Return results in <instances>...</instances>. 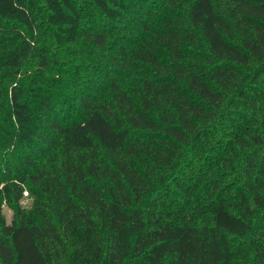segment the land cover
<instances>
[{
  "label": "trees",
  "instance_id": "obj_1",
  "mask_svg": "<svg viewBox=\"0 0 264 264\" xmlns=\"http://www.w3.org/2000/svg\"><path fill=\"white\" fill-rule=\"evenodd\" d=\"M0 264H264V0H0Z\"/></svg>",
  "mask_w": 264,
  "mask_h": 264
},
{
  "label": "rangeland",
  "instance_id": "obj_2",
  "mask_svg": "<svg viewBox=\"0 0 264 264\" xmlns=\"http://www.w3.org/2000/svg\"><path fill=\"white\" fill-rule=\"evenodd\" d=\"M23 202H27L26 205H29V202L31 201V199H24L22 200ZM24 205V204H23ZM1 211H2V214L5 218V221L6 223H10L11 221V218H12V210L9 206L7 205H1Z\"/></svg>",
  "mask_w": 264,
  "mask_h": 264
},
{
  "label": "built area",
  "instance_id": "obj_3",
  "mask_svg": "<svg viewBox=\"0 0 264 264\" xmlns=\"http://www.w3.org/2000/svg\"><path fill=\"white\" fill-rule=\"evenodd\" d=\"M27 198L30 199V197H29V195H28V192L25 190V191L23 192L22 200L27 199ZM22 203L25 204V205L27 204V202H23V201H22Z\"/></svg>",
  "mask_w": 264,
  "mask_h": 264
}]
</instances>
